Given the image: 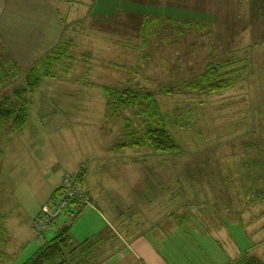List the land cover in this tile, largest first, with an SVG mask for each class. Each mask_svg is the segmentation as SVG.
I'll return each instance as SVG.
<instances>
[{
    "label": "rangeland",
    "instance_id": "1",
    "mask_svg": "<svg viewBox=\"0 0 264 264\" xmlns=\"http://www.w3.org/2000/svg\"><path fill=\"white\" fill-rule=\"evenodd\" d=\"M232 5L223 13H231V18L235 14L231 21L238 25H227L223 16L201 17L199 10L188 16L182 12L184 17L160 10L155 18L131 19L128 32L114 24L123 32L113 36L120 40L116 46L105 41L100 50L84 49L75 40L56 68L66 72L56 79L58 88L47 87L56 81L45 79L32 95L25 129L18 133L9 127L1 136L0 217L10 238L3 252L11 254L0 258V264H24L65 226L75 244L89 238L95 242L107 229L105 222L114 232L95 243L96 252L101 250L93 264H142L135 258L141 254L133 244L137 236L151 243L168 264L229 262L233 250L229 242L216 240L220 229L236 222L254 196L264 199V37L250 35V41L244 33L254 21L263 22L264 1L232 0ZM3 43L0 60L17 62L12 51L2 50ZM211 64L219 78L233 83L231 88L216 93L193 88ZM91 82L108 89L104 121L99 115L103 97ZM72 83L81 85L74 94ZM23 84L17 80L0 89V100L13 98ZM148 93L158 102L180 151H114L127 141L126 133L144 135L143 100ZM23 99L30 102L29 95ZM133 101L137 106L129 108ZM67 102L78 103L81 110L65 113ZM79 170L91 171L90 184L79 187L87 205L81 213V204L74 207L51 231L39 235L36 218L42 208L59 201L60 196L52 200L57 189L66 180L74 182ZM89 185L99 195L100 205L93 203V208L87 207L90 200L84 190ZM173 193L175 210L168 216V205H174L166 198ZM200 193L209 203L219 195L222 203L198 206ZM190 198L195 205L188 203ZM229 230L235 241L247 246L241 230ZM255 250L264 254L263 245Z\"/></svg>",
    "mask_w": 264,
    "mask_h": 264
},
{
    "label": "crops",
    "instance_id": "2",
    "mask_svg": "<svg viewBox=\"0 0 264 264\" xmlns=\"http://www.w3.org/2000/svg\"><path fill=\"white\" fill-rule=\"evenodd\" d=\"M261 1L263 2L264 0ZM234 5L236 6V3H234ZM234 5H232V0H0V41L5 43L7 47H5L6 50L12 51V55L17 60L16 63L18 64L23 77L24 73L35 67L38 62H40L49 53L61 45H66L70 50L73 44L76 43L75 40L81 42L79 47L81 46L84 49L92 50L99 48L102 49L101 47L107 45L105 44V41L110 44H114L115 46L118 45L120 40L114 39L119 34V36H123V32L121 29L115 30L113 28L114 24L119 25L120 23L121 26L125 28L124 32H128V22L131 19H140L142 17L155 18L158 16L156 13L161 12L160 10L166 11L167 13H171L176 16H183L181 14L182 12H185V16H188L191 10H199V15L201 17L205 14H211L215 17L223 16L226 18L224 23H227V25L230 26L232 23H234V25H238L237 21H231V19H234L233 17L235 14H233L231 18V13L228 16L223 13L225 9L230 11L231 6ZM262 17L264 19V12ZM253 18L255 19V17ZM250 25H252V27L250 26V28H245L244 31V33H248L249 40L253 39L250 35H263L262 37H264V20L262 23L259 21H254ZM131 31L132 30H130V32ZM241 32L242 31H240V33ZM115 34L117 36L113 37ZM254 57L255 56H253V58ZM87 59L90 58L87 57ZM93 60L94 58H91V62H93ZM88 62L91 63L90 60H88ZM120 65L121 64L119 63V66ZM56 68L54 76L51 78L45 77L37 90L41 88L45 79H53L56 81V84L52 81L51 83H47V87L51 88L52 86H55V88H58V81L56 79H58L60 75H64L66 72L63 71L60 73ZM22 77H20L18 80H21L24 83V77ZM88 77L90 76L88 75ZM68 80L64 79L63 81L68 85L70 83ZM91 85V87L98 88L99 92L102 94L103 99L99 107V115L103 116L104 121V117L106 118L107 109L106 97L104 94L106 85L105 87H102L104 85L97 83L93 84L92 82ZM78 86L80 87L81 85L72 83L70 92L72 94L76 93V87ZM85 87L88 88L90 86L85 85ZM86 92L91 94L89 93L90 91L88 92V89H86ZM77 105L78 103L71 105L67 102L65 113L73 114L74 112L81 110L80 107L77 108ZM111 160L109 159L108 161ZM81 172L82 171L79 170L77 176ZM200 174H202L201 177H204L203 173ZM90 176L91 171L88 170L84 184H90ZM84 190L86 193H88L90 200V204H88L87 207L93 208V206L98 203L100 205L99 195L91 189L90 185ZM174 196L175 195L173 193L169 194L166 198V201L169 204L171 203L170 205H174V207H170L168 205V216L174 214L172 209L175 210V202L177 200V196ZM196 197L201 200L198 202V206L210 205L213 207L222 203L221 197L219 195H215V201L213 203H211V201L210 203L207 202V195L205 197L203 193L198 194ZM192 199L193 198L188 199V203L195 205L196 202H192ZM253 199L254 200L244 206L246 209L240 214L236 222H231L228 225H225L223 229H220L221 234L216 240L219 241L221 238L222 241L229 242L233 250V254L231 253L232 256L229 257V262L226 264H232L244 255H248L257 260H259V258H257L258 256L261 257V259H264V254H261L259 251L255 250V247L260 245H263L264 249V199H256L255 196ZM229 207L225 206L226 210L229 211ZM192 215H194V213ZM194 217H196V215H194ZM5 222L6 221L4 220L6 228ZM229 226H235V228L241 230L244 242H246L245 245H247L246 247L241 246L239 241H235L236 239L232 237ZM105 227H107V229L102 230L95 241L106 239V235L110 237V234L114 232L111 227L106 224V222ZM213 232L214 231H212V233ZM8 239L10 238L8 237ZM88 240L90 241L91 239L89 238L87 240L81 241L78 244H75V241L73 240L74 247H76L75 245H81ZM119 240L122 242L120 236ZM241 242L243 241L241 240ZM43 244L44 241L41 243L40 248L43 246ZM133 244H135V247L141 253L140 256L135 258L142 264H168L165 258L159 252H156L157 250L154 248V246L151 243L145 241L144 237L137 236L133 239ZM38 250L35 252V254L38 252ZM100 250L101 248L99 247L97 252L95 251L93 260L98 259L96 256H98L97 254L100 252ZM8 251L5 252L4 258L10 256L8 255L10 251L9 253ZM120 254L121 253L119 252V255ZM93 260L91 264H93ZM145 261H147V263H145ZM100 264H105V262Z\"/></svg>",
    "mask_w": 264,
    "mask_h": 264
},
{
    "label": "trees",
    "instance_id": "3",
    "mask_svg": "<svg viewBox=\"0 0 264 264\" xmlns=\"http://www.w3.org/2000/svg\"><path fill=\"white\" fill-rule=\"evenodd\" d=\"M159 19V18H158ZM150 20H146L144 29L149 24ZM6 50L5 47L2 48ZM68 48L66 45L58 47L49 53L44 59L37 63L35 67L30 69L24 75V84L20 88L16 89L13 93L14 97H2L0 100V139L4 132L9 127L15 132H22L27 126L30 119V109L32 107V94L40 87L41 82L45 77H53L55 68L59 65L58 63L67 56ZM210 68L201 75L200 84L193 85V88L200 89L201 91H208L209 93H216L224 91L232 87L233 83L230 81L222 80L216 75L214 65H210ZM22 77L21 70L15 61L0 60V89L5 88L13 81H17ZM129 89H125L123 93L127 94ZM108 89L105 88V95L107 96ZM30 96L26 102L23 98ZM123 95V94H122ZM16 99V102L13 99ZM146 104V109L142 111V116L145 117V133L140 136L137 133H126L125 143L117 144L113 147L114 151H125L128 149H143L150 148L155 153L164 154H176L180 151V147L175 141L170 125L168 121L163 117L160 106L153 94L148 93L143 100ZM141 105V103H140ZM137 106L135 101L129 103V108ZM142 106V105H141ZM120 109L124 108L119 106ZM108 110V108H107ZM107 119V113H106ZM132 121V120H131ZM129 122V121H128ZM3 159V151L0 148V162ZM87 171L83 170L75 181H72V187L79 190V187L84 183L86 179ZM66 187L62 186L57 189L56 196H53L52 200L57 196H62L65 192ZM262 200V199H261ZM81 198V193L71 199L70 206L59 218L52 221V228L57 221L62 218L65 214H72L74 207H79V213L83 211L87 203ZM54 203L45 205L52 206ZM44 206V207H45ZM43 208L36 218L38 223L45 219ZM43 235L44 233L38 232ZM100 241H86L81 245L74 247L73 240L70 234L69 227H61L55 235L44 240L43 246L38 252L31 257L24 264H91L94 253L96 251L95 243ZM8 233L5 228L4 220L0 217V258L4 257L5 253L3 249L9 245ZM232 264H263L261 261L244 255Z\"/></svg>",
    "mask_w": 264,
    "mask_h": 264
},
{
    "label": "built area",
    "instance_id": "4",
    "mask_svg": "<svg viewBox=\"0 0 264 264\" xmlns=\"http://www.w3.org/2000/svg\"><path fill=\"white\" fill-rule=\"evenodd\" d=\"M64 186L66 187V190L63 195L60 196L59 201L52 206L43 207V213L46 217L39 222V232L46 233L51 231L53 229L51 224L52 221L59 218L60 215L69 208L71 199L80 192L74 189L72 183L67 180L64 182Z\"/></svg>",
    "mask_w": 264,
    "mask_h": 264
}]
</instances>
